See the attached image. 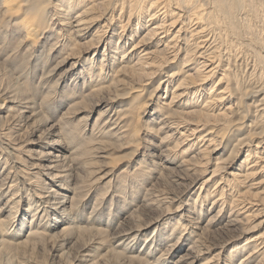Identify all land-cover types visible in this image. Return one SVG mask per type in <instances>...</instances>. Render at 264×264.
Returning <instances> with one entry per match:
<instances>
[{
  "label": "rangeland",
  "instance_id": "1",
  "mask_svg": "<svg viewBox=\"0 0 264 264\" xmlns=\"http://www.w3.org/2000/svg\"><path fill=\"white\" fill-rule=\"evenodd\" d=\"M5 1L0 264H264L263 7L238 18L236 38L224 26L196 34L175 0L141 12L128 0H43L45 13ZM24 17L39 38L17 28ZM11 99L27 105L22 119L4 112ZM57 163L60 181L37 173ZM46 188L65 209L42 207Z\"/></svg>",
  "mask_w": 264,
  "mask_h": 264
},
{
  "label": "bare ground",
  "instance_id": "2",
  "mask_svg": "<svg viewBox=\"0 0 264 264\" xmlns=\"http://www.w3.org/2000/svg\"><path fill=\"white\" fill-rule=\"evenodd\" d=\"M20 1V0H19ZM22 1H24V0H22ZM42 1V2H41ZM47 1V0H46ZM45 1V2H46ZM157 1L158 0H128V2H130V4L131 5H134L135 7H137V11H140L141 12V6L143 5V4H145L146 2H147V6H148V8H152L156 3H157ZM168 0H166L165 1V3L167 2ZM171 1H174V0H171ZM176 2L175 3H177V4H179V6H180V8L182 7V9H184V12H185V14L184 15H186L187 16V23L188 24H193V25H195L196 24V29H194L195 30V33L196 34H198V35H202L203 36V34L206 36V32L207 31H211V29H213L215 26H218L219 27V29H220V31H221V33H223L222 32V30H221V28L224 26L225 27V29L227 30L228 28L235 34V37L237 38V33H236V31H235V29H236V27H237V24H238V21L237 20H239L238 18H242L243 20H244V18H246V15H249V16H253V17H258L261 13H258V10L261 8V7H263V11H264V6H260L259 7V3H261L260 1H258V0H175ZM21 2V1H20ZM45 2H44V4H45ZM259 2V3H258ZM18 4V6H19V4H21V3H18L17 1L15 2V0H6L5 1V7L7 8V11H11V10H16L17 8H18V6H17V4ZM28 3V2H27ZM43 3V0H30L29 1V8H30V6H32V7H34L35 9H37L36 7H38V9H39V11L38 10H36L35 12L36 13H43V11H44V13H45V10L43 9V11L42 10H40L41 8H39V6H42L41 4ZM170 3V2H169ZM174 3V2H173ZM44 4H43V6H44ZM129 4V3H128ZM161 4H162V2H161ZM163 4H164V2H163ZM162 4V5H163ZM23 5V4H22ZM21 5V6H22ZM28 5V4H27ZM160 5V4H159ZM156 6H157V4H156ZM167 6V5H166ZM169 6V5H168ZM173 6V5H172ZM178 6V5H177ZM20 7V6H19ZM171 7V6H170ZM16 8V9H15ZM29 8H27L26 10L28 11V9ZM44 8V7H43ZM156 8V7H155ZM4 9V8H3ZM33 8H31L30 10H32ZM34 9V10H35ZM157 9V8H156ZM170 9V8H169ZM168 8H167V10H169ZM174 10V9H173ZM172 10V11H173ZM181 10V9H180ZM147 11V10H146ZM155 11V10H154ZM165 11V10H164ZM169 11H171V10H169ZM5 13H6V11H4ZM162 12V11H161ZM175 12V11H174ZM182 12V11H181ZM262 12V11H261ZM36 13H35V17H37L36 16ZM169 13V12H168ZM171 13H173V12H171ZM171 13H170V15H171ZM176 13V12H175ZM179 13V12H178ZM177 13V14H178ZM257 13H258V15H257ZM263 13V12H262ZM155 13H153L152 14V16L154 15ZM177 14H176V16H177ZM180 14V13H179ZM178 14V16H180ZM15 15V14H14ZM26 16H27V12H26V14H25ZM29 15V14H28ZM165 15V14H164ZM169 15V16H170ZM174 15V14H173ZM182 15V14H181ZM30 16H34V14L32 15L31 13H30ZM149 16V15H148ZM175 16V17H176ZM178 16H177V18L176 19H178ZM185 16V17H186ZM263 16V15H262ZM10 17V16H9ZM34 17V18H35ZM139 17V16H138ZM256 17V18H257ZM6 18V17H5ZM8 18V17H7ZM52 18V17H51ZM260 18V17H259ZM15 19V18H14ZM43 19V18H42ZM65 19V18H64ZM175 19V20H176ZM183 19V18H182ZM186 19V18H185ZM241 19V20H242ZM250 19V18H249ZM249 19H248V21H249ZM263 19H264V16H263ZM8 20H10V19H8ZM175 20H173L172 21V19H171V21L172 22H174ZM246 20V19H245ZM252 20V19H251ZM77 21V20H76ZM184 21V20H183ZM240 21V20H239ZM264 21V20H263ZM180 22V21H179ZM255 22V21H254ZM261 22V21H260ZM17 23V22H16ZM186 23V22H185ZM38 24V23H37ZM35 22H34V20H33V18H30V17H24V18H22L18 23H17V28L18 29H20V31H21V29H22V31H25L26 33H27V35L30 37L31 36V38L32 39H37V37H38V31H41L40 29H38V25H37ZM160 24V23H159ZM170 24V23H169ZM183 24V23H182ZM155 25V24H154ZM163 25V22L161 23V26ZM262 25H263V23H262ZM178 27V26H177ZM183 27V26H182ZM187 27V26H186ZM185 27V28H186ZM221 27V28H220ZM223 27V28H224ZM43 28H45L44 26H43ZM179 29V28H178ZM189 29V28H188ZM214 29H216V27L214 28ZM225 29H223V30H225ZM186 30H187V28H186ZM193 30V31H194ZM158 31V30H157ZM191 31V30H190ZM189 31V32H190ZM214 31V30H213ZM215 31H217V30H215ZM214 31V32H215ZM219 31V32H220ZM45 32H47V31H45V30H43L42 31V33L41 34H44ZM166 32V31H165ZM192 32V31H191ZM224 32H226V31H224ZM185 34V33H184ZM188 34V33H187ZM192 34V33H191ZM190 34V35H191ZM208 34V33H207ZM218 34V33H217ZM225 34V33H224ZM227 34V33H226ZM24 35V34H23ZM26 35V34H25ZM152 35V34H151ZM189 35V36H190ZM209 35V34H208ZM212 35V34H211ZM211 35H210V37H211ZM221 35V34H220ZM219 35V36H220ZM178 36V35H177ZM204 36V37H205ZM216 36V35H215ZM228 36H230V35H228ZM232 36V35H231ZM21 37V36H20ZM179 37V36H178ZM209 37V38H210ZM212 37H213V35H212ZM223 37V36H222ZM234 36H233V38H235ZM39 38V37H38ZM216 38V37H215ZM218 38V37H217ZM247 38V37H246ZM20 39V38H19ZM30 39V38H29ZM201 39V38H200ZM229 39H230V37H229ZM187 40V37L185 38V41ZM192 40V39H191ZM213 40H214V38H212V40L210 41V40H204L205 42H210V44L213 42ZM222 40V39H221ZM225 40V39H224ZM23 41V40H22ZM29 41H31V40H29ZM143 41V40H142ZM219 41V40H218ZM231 41V40H230ZM233 41V40H232ZM33 42V41H32ZM184 42V41H183ZM189 42H190V39H189ZM214 42H216V44L218 43L217 41H214ZM213 42V43H214ZM246 42V41H245ZM168 43V42H167ZM188 43V41H186V42H184V45H186V46H189V43ZM225 43V42H224ZM233 43V42H232ZM240 43V42H239ZM194 44V43H193ZM192 44V45H193ZM199 44V43H198ZM198 44H197V46H198ZM220 44V43H219ZM222 44V43H221ZM226 44V43H225ZM229 44V43H228ZM236 44V43H235ZM234 44V46L236 47V45H238V44H236L235 45ZM248 44V43H247ZM250 44H251V42H250ZM195 45H196V43H195ZM194 45V46H195ZM227 45V44H226ZM196 46V47H197ZM213 46V45H212ZM215 46H217V45H215ZM233 46V45H232ZM135 47V46H134ZM179 47H182V46H179ZM184 47V46H183ZM193 47V46H192ZM207 47H208V45H207ZM222 47H224L223 45H222ZM226 47V46H225ZM229 48H230V46H228ZM166 48V47H165ZM219 48H221V45L218 47V49ZM232 48V47H231ZM230 48V49H231ZM238 48V47H237ZM183 49V48H182ZM185 49V48H184ZM187 49H189V47L187 48ZM194 49H195V47H194ZM212 49V48H211ZM233 49V48H232ZM264 49V48H263ZM181 50V49H180ZM190 50V49H189ZM201 50V49H200ZM215 50V49H214ZM217 50V49H216ZM235 50H238V49H236L235 48ZM18 51V50H17ZM205 51H207V50H205ZM212 51V50H211ZM210 51V52H211ZM222 51V50H221ZM225 51V50H224ZM229 51V50H228ZM227 51V52H228ZM3 52V51H2ZM191 52L193 53V48H192V50H191ZM200 52V51H199ZM201 52H203V51H201ZM217 52H219V50L217 51ZM235 53H236V51H234ZM244 52V51H243ZM27 53V52H26ZM175 53V52H174ZM197 53V52H196ZM220 53V52H219ZM218 53V54H219ZM228 53H230V51L228 52ZM234 53V54H235ZM25 54V53H24ZM186 54V53H185ZM197 54H199V53H197ZM196 54V55H197ZM210 54V53H209ZM213 54H215L214 52H213ZM233 54V55H234ZM241 54V53H240ZM244 54V53H243ZM256 54V53H255ZM176 55V54H175ZM217 55V54H216ZM223 55H225V54H223ZM139 56V55H138ZM202 56V55H201ZM212 56V55H211ZM217 56H219V55H217ZM227 56V55H226ZM230 56V55H229ZM221 57V56H220ZM219 57V58H220ZM223 57V56H222ZM231 57V56H230ZM14 58V57H13ZM201 58V57H200ZM216 58H218V57H216ZM233 58H236V57H233ZM257 58H258V61L260 62L259 64L261 65V63H262V61H263V58H262V56H257ZM221 59V58H220ZM29 60V59H28ZM227 60V59H226ZM234 60V59H233ZM223 61H225V60H223ZM228 61V60H227ZM255 61V60H254ZM164 63V62H163ZM227 63V62H226ZM229 63V62H228ZM255 63V62H254ZM234 64V63H233ZM160 65V64H159ZM204 65V64H203ZM227 65V64H226ZM245 65V64H244ZM259 65V66H260ZM258 66V67H259ZM254 67V66H253ZM263 67V66H262ZM261 67V68H262ZM204 71V70H203ZM200 76V75H199ZM44 83V82H43ZM52 84V83H51ZM254 84V83H253ZM257 84V83H256ZM261 85H263V84H261ZM50 86V85H49ZM48 86V87H49ZM264 86V85H263ZM250 87V86H249ZM262 87V86H261ZM247 88V87H246ZM244 89V88H243ZM257 89V88H256ZM256 89H255V92H256ZM260 89V88H259ZM259 89H257V90H259ZM262 89H263V87H262ZM53 90V89H52ZM245 90V89H244ZM252 92V94H254L255 92H253V91H251ZM223 95V94H222ZM263 95V94H262ZM218 96H220V94H218ZM263 97V96H262ZM214 98V97H213ZM263 99L264 98H262V100L261 101H263ZM16 100V99H15ZM19 100V99H18ZM17 100V101H18ZM8 101H11V105H9V106H4L3 108H6L5 109V111L4 112H6V114H7V112L9 111V112H11L12 113V111H14L12 114H13V117H15L16 115H17V117H15V118H17V119H19V117L21 118L22 117V113H24V112H27V111H23V110H21V109H23V108H28L27 107V105L26 106H22V105H19L18 103H17V101H14V100H8ZM259 101V100H258ZM257 101V102H258ZM210 102V101H209ZM237 102V101H236ZM259 103H261V102H259ZM212 104V103H211ZM264 104V103H263ZM8 105V104H7ZM210 105V104H209ZM264 106V105H263ZM255 107V106H254ZM257 108H258V106H256ZM166 108V107H165ZM28 110V109H27ZM164 110V109H163ZM264 110V109H263ZM30 111H32V110H29V112ZM37 111V110H36ZM42 111V110H41ZM119 112V111H118ZM172 112H174V111H172ZM0 113H2L1 112V110H0ZM166 113V112H165ZM164 113V114H165ZM262 113H264V112H262ZM35 114V113H34ZM115 114V113H114ZM169 114V113H168ZM167 114V115H168ZM260 114V113H259ZM30 115V114H29ZM172 115V114H171ZM1 116V115H0ZM10 116V115H9ZM28 116V115H27ZM26 116V117H27ZM29 117H31V115L29 116ZM260 117V116H259ZM25 118V117H24ZM39 118V117H38ZM167 118V117H166ZM14 119V118H13ZM22 119V118H21ZM40 119V118H39ZM116 119H117V117H116ZM123 119V118H122ZM175 119V118H174ZM260 119V118H259ZM258 119V120H259ZM262 119L263 118H261V121H262ZM7 120V119H6ZM28 120V119H27ZM257 120V119H256ZM26 121V120H25ZM252 121V120H251ZM11 122V121H10ZM14 122V121H13ZM29 122V121H28ZM32 122H34L35 123V120H33ZM39 122V121H38ZM116 122V121H115ZM253 122H254V120H253ZM184 123V122H183ZM16 124H19V121H17L16 120ZM84 124V123H83ZM252 124H254V123H252ZM12 125V124H11ZM34 125V124H33ZM36 125V124H35ZM217 125V124H216ZM14 126V125H13ZM19 127V126H18ZM109 127V126H108ZM85 129V128H84ZM257 129V128H256ZM3 130V129H2ZM11 130V129H10ZM215 130V129H214ZM12 131V130H11ZM49 131V130H48ZM94 131V130H93ZM108 130H105V132H103V134L105 135L106 134V132H107ZM263 131V130H262ZM262 131H260V132H262ZM14 132V131H13ZM170 132V131H169ZM216 132V131H215ZM4 133H6V132H4ZM53 133V132H52ZM257 133H259V132H257ZM256 133V134H257ZM264 133V132H263ZM17 134V133H16ZM48 134H49V132H48ZM184 134V133H183ZM100 135V134H99ZM103 135V136H104ZM118 135V134H117ZM258 135H260V133L258 134ZM28 136V135H27ZM84 136V135H83ZM101 136H102V134H101ZM185 136V135H184ZM12 137H13V135H12ZM12 137H9V139L11 138L12 139ZM81 137H82V135H81ZM240 137V136H239ZM247 137V136H246ZM251 137V136H250ZM8 138V137H7ZM15 138V137H14ZM101 138H103V137H101ZM216 138V137H215ZM221 138V137H220ZM11 139H10V141H11ZM16 139V138H15ZM97 139V138H96ZM262 139H264V138H262ZM14 140V139H13ZM31 140V139H30ZM86 140H87V138H86ZM104 140V139H103ZM147 140V139H146ZM209 140V139H208ZM221 140V139H220ZM243 140V139H242ZM57 141H59V140H56V142H53L54 144H57ZM185 141V140H184ZM264 141V140H263ZM16 142V141H15ZM87 142H89V141H87ZM25 143V142H24ZM95 143V142H94ZM201 143V142H200ZM210 143V142H209ZM208 143V144H209ZM235 143V142H234ZM7 144V143H6ZM53 144V145H54ZM65 144V143H64ZM98 144V143H97ZM15 145V144H14ZM14 145H13V147H14ZM32 145V144H31ZM238 145V144H237ZM259 145V144H258ZM80 146H81V144H80ZM192 146V145H191ZM190 145H188L187 147H185V148H182V152L184 153V152H186V151H189V150H191L192 149V147H191ZM11 147V146H10ZM30 147V146H29ZM168 148V147H167ZM209 148V147H208ZM211 148V147H210ZM256 148V147H255ZM7 149V148H6ZM28 149V148H27ZM261 149V148H260ZM34 150V149H33ZM201 150V149H200ZM3 151V150H2ZM29 151V150H28ZM96 151V150H95ZM212 151V150H211ZM255 152V151H254ZM52 152H48V154H51ZM256 153V152H255ZM30 154V153H29ZM32 155V154H31ZM41 155V154H40ZM247 155V154H246ZM252 155V154H251ZM30 156V155H29ZM38 156H39V154H38ZM61 156V155H60ZM230 156V155H229ZM233 156V155H232ZM41 157V156H40ZM49 157V156H48ZM207 157V156H206ZM204 158V157H203ZM261 158V157H260ZM52 158H50V160H51ZM60 159V158H59ZM207 159V158H206ZM47 160H49V159H47ZM66 160V159H65ZM208 160V159H207ZM229 160V159H228ZM27 161V160H26ZM59 161V160H58ZM64 161V160H63ZM162 161V160H161ZM204 161H206L205 159H204ZM220 161V160H219ZM53 162V161H52ZM217 162V161H216ZM224 162V161H223ZM54 163H56V162H54ZM219 163V162H218ZM252 163H254V162H252ZM33 164V163H32ZM206 164V163H205ZM52 165V164H51ZM50 165V167L48 166V167H46L47 169H43V170H40L39 172H37V173H39V174H41V175H43V176H45L46 178H48V179H51V177L50 176H52V178L53 179H57V178H59V181H60V179L61 178H64L65 176V174L64 173H61L60 174V172H62L63 170H60L59 169V166H58V163L56 164V165H54V170H53V168H51L52 166ZM253 165V164H252ZM18 166V165H17ZM34 166V165H33ZM45 167V166H44ZM23 168V167H22ZM33 168V167H32ZM63 168V167H62ZM222 168V167H221ZM65 169V168H64ZM203 170V169H202ZM220 170V169H219ZM27 171V170H26ZM36 171V170H35ZM53 171H54V173H53ZM69 171V170H68ZM207 171V170H206ZM212 171V174H213V172H217V170H216V168L214 169V170H211ZM210 171V172H211ZM176 173V172H175ZM23 174V173H22ZM63 174V175H62ZM188 174V173H187ZM215 174V173H214ZM37 175V174H36ZM36 175L35 176H33V177H36ZM50 175V176H49ZM69 175H71V174H69ZM209 176V175H208ZM42 177V176H41ZM37 178H39L40 179V176L39 177H36V179H34L33 181H31V182H33V183H38V182H35V181H38L37 180ZM209 178V177H208ZM30 179V178H29ZM212 180V179H211ZM219 180V179H218ZM205 181H207V179H205L202 183H204ZM11 182V181H10ZM47 182V181H46ZM55 182V181H54ZM58 184H60V183H58ZM64 185V184H63ZM62 185V186H63ZM168 185V184H167ZM216 185V184H215ZM40 187H41V185H39ZM9 187V186H8ZM43 187V186H42ZM200 188V187H199ZM46 189H48V190H46V192L47 193H43V194H40V195H36L35 197L36 198H42V199H40L41 200V202L42 203H45L44 205H42V207L44 208V207H50V208H52V210H53V212H55V213H57L56 212V210H58V209H60V210H62V209H65V206H66V204L68 203V199L66 200L64 197V195L63 194H60V191L57 189V190H53V189H49V188H46ZM42 192V191H41ZM40 192V193H41ZM153 193V192H152ZM146 194V193H145ZM148 194V193H147ZM150 194V193H149ZM148 194V195H149ZM63 195V196H62ZM147 196V195H146ZM153 196V195H152ZM234 196V195H233ZM61 197L63 198V199H61ZM205 198V197H204ZM152 200V199H151ZM172 200V199H171ZM237 200V199H236ZM232 201V200H231ZM239 201V200H238ZM185 202V201H184ZM247 203V202H246ZM100 204V203H99ZM154 204V203H153ZM229 205H230V203H229ZM240 205V204H239ZM215 206V205H214ZM233 206H235V205H233ZM233 206H232V204H231V207H230V211L232 210V211H234L233 210ZM146 208V207H145ZM46 209V208H45ZM219 209V208H218ZM235 209V208H234ZM179 210V209H178ZM229 210V209H228ZM10 211V210H9ZM219 211V210H218ZM215 213V212H214ZM231 213V212H230ZM212 214V213H211ZM216 214V213H215ZM234 215H236L235 213H234ZM213 216V215H212ZM9 219V218H8ZM87 219V218H86ZM236 219H237V217H236ZM208 220V219H207ZM234 220H235V217H234ZM231 222H233L232 221V218H231ZM235 222V221H234ZM142 223V222H141ZM238 223V222H237ZM260 223L264 226V219H262V221H260ZM208 224H209V222H208ZM226 224V223H225ZM71 225V224H70ZM1 227H2V225H1ZM140 227V226H139ZM194 227V226H193ZM83 229V228H82ZM123 229V228H122ZM1 232V231H0ZM85 232V231H84ZM37 234V233H36ZM107 234V233H106ZM121 234V233H120ZM1 236V235H0ZM253 238H255V237H253ZM128 239V237H126V240ZM106 240V239H105ZM251 240V239H250ZM251 242V241H250ZM1 243H3V240L1 239V241H0V245H1ZM119 243H121V244H119V246L121 247V248H123L124 250L125 249H128V247L129 246H127V242L126 241H123V242H119ZM59 244V243H58ZM264 244V243H263ZM3 245V244H2ZM2 245L0 246L1 248H2ZM7 245V244H6ZM5 245V246H6ZM13 245V244H12ZM257 245V244H256ZM252 246V247H251ZM200 247V246H199ZM247 247H251L250 249H248L249 250V253H248V256L249 257H252V256H256V255H258L256 252V250H257V246H253L251 243H248V245L246 246V248ZM4 248V247H3ZM2 248V249H3ZM244 249H245V247H243L240 251L241 252H243L244 251ZM111 253V252H110ZM130 254V253H129ZM117 255H118V253H117ZM218 255V254H217ZM247 256V257H248ZM212 257V256H211ZM214 257V256H213ZM78 258V257H77ZM210 258V257H209ZM256 258V257H255ZM163 259V258H162ZM241 259H242V257H241ZM210 260H211V258H210ZM256 260V259H255ZM209 261V260H208ZM246 261V260H245ZM247 261H248V259H247ZM244 262V261H243ZM6 263V262H5ZM205 263V262H204ZM203 262H202V264H204ZM209 264V263H208ZM210 264H213V263H210ZM216 264V263H215Z\"/></svg>",
  "mask_w": 264,
  "mask_h": 264
}]
</instances>
